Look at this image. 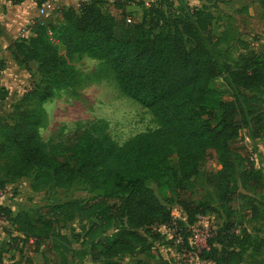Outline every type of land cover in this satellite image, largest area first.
<instances>
[{
    "label": "trees",
    "instance_id": "obj_1",
    "mask_svg": "<svg viewBox=\"0 0 264 264\" xmlns=\"http://www.w3.org/2000/svg\"><path fill=\"white\" fill-rule=\"evenodd\" d=\"M7 1L20 5L25 0ZM35 1L40 9L48 0ZM172 1L148 3L140 19L121 5L113 15L102 9L101 0L82 1L76 9H59L61 22L36 19L27 27L30 38L7 48L17 66L27 71L34 66L40 78L14 107L11 122L0 120V190L28 181L34 192L79 185L95 194L88 201L49 202L15 216L0 206V216L9 219L24 243L32 241L35 251L63 238L55 232L57 225L78 219L88 222L90 239L86 251H75L79 260L88 253L94 264H123V257L145 252L149 241L159 239V227L176 223L169 203L150 184L185 190L209 152L219 169L205 178L207 186L246 200L250 220H261L264 203L238 192L264 193V174L253 161L244 165L230 144L242 130L264 139V60L250 54L231 63L212 33V13L205 6L173 13ZM83 58L99 62L118 92L150 113L156 128L118 145L94 122L78 128L70 141L44 142V105L81 85L74 62ZM3 67L0 62V71ZM216 79L230 100L213 88ZM179 206L191 226L211 211L199 201L181 200ZM238 232L226 223L206 240L198 260L264 264V237L245 228ZM160 264L167 263L161 259Z\"/></svg>",
    "mask_w": 264,
    "mask_h": 264
},
{
    "label": "rangeland",
    "instance_id": "obj_2",
    "mask_svg": "<svg viewBox=\"0 0 264 264\" xmlns=\"http://www.w3.org/2000/svg\"><path fill=\"white\" fill-rule=\"evenodd\" d=\"M140 1L142 5L137 4V0H101L100 4L104 11L113 15L120 13L118 6L121 5L127 13L140 19L143 7L158 0ZM171 5L169 11L173 13L179 7L205 6L214 18L212 33L222 41L221 47L229 53L231 63L250 54L259 55L264 60V0H174ZM52 16H55L54 11L42 19H51L56 23L57 19ZM21 30L18 40L27 41L30 36L22 34ZM3 50L0 48V62L4 66L0 71V87L3 89L0 91V120L10 123L9 116L14 107L32 84L38 82L40 76L34 66L27 71L17 66L11 58L5 59L8 53ZM74 65L81 73L82 83L72 91L57 93L44 105L46 125L40 130L44 142L70 141L78 128L94 122L103 126L118 145L137 134L156 128L150 113L138 103L122 96L99 62L83 58L75 61ZM212 86L225 93L224 100H230L221 79L214 80ZM230 145L234 152L244 159V165L253 161L254 167L264 174V139H253L247 130H242ZM170 163L174 166L176 157L173 156ZM218 169L215 154L209 152L199 174L187 183L185 190L173 191L170 185L150 184L157 195L169 203L171 216L177 223L176 231L169 227H159V239L149 241L145 252L125 256L121 262L160 264L161 259H164L167 264H210L197 262L190 255H195L205 247L206 240L226 223L232 224L237 233L239 228H245L252 235L264 237V214L261 220L251 221L249 208L245 205L246 200L233 194L221 196L220 192L207 186L205 178L210 172ZM238 193L264 203V193L253 194L247 190H239ZM94 196L95 194H89L79 185L70 189L34 192L30 182L21 181L0 190V206L9 207L12 216H15L19 212L29 213L36 206L49 202L88 201ZM181 200L207 203L211 211L197 216L194 224L188 225L180 211ZM87 223L76 219L64 227L57 225L55 232L63 238H55L56 244L50 243L47 250L40 248L35 251L32 241L24 243L23 237L14 231L9 219L1 215L0 264H94L90 261L88 253L85 258L79 260L75 252L86 251L89 247L90 239L86 236ZM177 238L182 241L180 244L175 242ZM247 262L250 260L244 264Z\"/></svg>",
    "mask_w": 264,
    "mask_h": 264
},
{
    "label": "crops",
    "instance_id": "obj_3",
    "mask_svg": "<svg viewBox=\"0 0 264 264\" xmlns=\"http://www.w3.org/2000/svg\"><path fill=\"white\" fill-rule=\"evenodd\" d=\"M79 1L80 0H52L55 5V16H52V18L57 19V22H61V18L58 15L59 9H76ZM39 18L43 17L39 15V8H37L35 0H25L20 5H11L7 0H0V48H3V51L8 53L7 48L13 41L18 39L19 31L23 28L27 29L30 24ZM25 34L26 36H31L28 30ZM7 58H10L9 53L5 59Z\"/></svg>",
    "mask_w": 264,
    "mask_h": 264
},
{
    "label": "built area",
    "instance_id": "obj_4",
    "mask_svg": "<svg viewBox=\"0 0 264 264\" xmlns=\"http://www.w3.org/2000/svg\"><path fill=\"white\" fill-rule=\"evenodd\" d=\"M87 1V0H86ZM55 10V5H54V3L52 2V0H48V1H46L43 5H42V7L39 9V15L40 16H42V17H45V16H49L50 14H52V12ZM30 26V25H29ZM27 31V29L26 28H23L22 30H21V32H22V34H25V32ZM250 156V160H252V155L250 154L249 155ZM173 218V217H172ZM173 220H175V219H173ZM173 231H176V223H174L173 224V228H171ZM191 229L193 230V228L191 227ZM175 242L177 243V244H180L182 241L179 239V238H177L176 240H175ZM204 248V247H203ZM198 252V251H197ZM197 252L195 253V255H190V257L192 258V259H194L195 261H197V262H201V261H199L198 260V258H197ZM205 263V262H204Z\"/></svg>",
    "mask_w": 264,
    "mask_h": 264
}]
</instances>
